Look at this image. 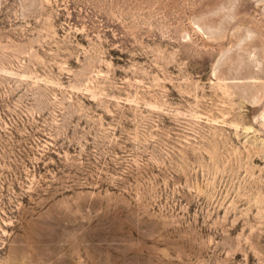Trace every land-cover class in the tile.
Instances as JSON below:
<instances>
[{
	"label": "rangeland",
	"instance_id": "374dc122",
	"mask_svg": "<svg viewBox=\"0 0 264 264\" xmlns=\"http://www.w3.org/2000/svg\"><path fill=\"white\" fill-rule=\"evenodd\" d=\"M0 264H264V0H0Z\"/></svg>",
	"mask_w": 264,
	"mask_h": 264
}]
</instances>
